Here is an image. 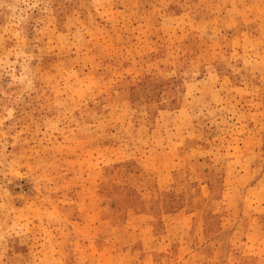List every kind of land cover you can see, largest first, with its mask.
Listing matches in <instances>:
<instances>
[{"label": "rangeland", "instance_id": "1", "mask_svg": "<svg viewBox=\"0 0 264 264\" xmlns=\"http://www.w3.org/2000/svg\"><path fill=\"white\" fill-rule=\"evenodd\" d=\"M0 264H264V0H0Z\"/></svg>", "mask_w": 264, "mask_h": 264}]
</instances>
